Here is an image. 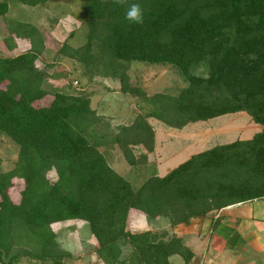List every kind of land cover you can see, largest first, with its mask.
I'll return each mask as SVG.
<instances>
[{
	"label": "trees",
	"instance_id": "16d2710c",
	"mask_svg": "<svg viewBox=\"0 0 264 264\" xmlns=\"http://www.w3.org/2000/svg\"><path fill=\"white\" fill-rule=\"evenodd\" d=\"M11 1L36 7L49 0H0V17L7 16ZM82 2L86 43L73 48L65 41L60 54L75 58L91 76L103 73L118 79L122 93L152 106L110 139L131 167L146 164L148 153L155 150L148 119L182 129L247 112L264 126V0ZM134 3L142 9L143 23L125 18ZM39 61L34 44L17 55H0V133L19 146L16 166L0 174V264H18L23 256L62 264L63 257L52 254L58 242L51 227L70 220L89 225L97 253L110 264L120 258L122 241L133 248L130 264H171L174 256L189 263L191 250L167 228L132 230L129 226L138 216L131 217L133 210L149 222L165 218L174 226L264 198V130L250 140L194 154L162 177L151 168L135 187L109 165L102 151L109 138L96 132L102 116L93 109L91 95L44 88L47 72L38 68ZM133 61L171 65L186 86L178 95L146 96L121 69V62ZM49 95L53 100L43 105ZM140 146L147 152L138 157L133 147ZM51 172L55 178L49 177ZM15 178L24 182L17 201L9 194ZM15 236L17 244L38 239L40 253L11 254Z\"/></svg>",
	"mask_w": 264,
	"mask_h": 264
},
{
	"label": "rangeland",
	"instance_id": "374dc122",
	"mask_svg": "<svg viewBox=\"0 0 264 264\" xmlns=\"http://www.w3.org/2000/svg\"><path fill=\"white\" fill-rule=\"evenodd\" d=\"M82 4V0H49L44 5L31 7L11 1L7 16L0 17V55H17L31 49L34 44L40 53L38 68L47 72L44 88L52 92L91 95L93 109L102 116L101 121L96 125V132L105 134L109 138L102 151L109 165L131 181L135 187L150 175L151 168L155 169V161L159 174L163 176L168 172V168L171 170L180 165L191 154L228 144L239 138L249 139L253 135L252 128L260 127L251 121V116L247 112L190 123L182 130L168 127L155 119H148L153 129H156V151L151 154V160L148 153L146 164L140 161L138 167H131L121 148L110 139L121 126L132 124L137 115H145L152 106L143 98L122 93L118 79L104 76L103 73H95L91 76L84 65L75 58L60 54L59 50L65 41L73 48H79L86 43L88 27L83 21ZM13 22H23L27 26L17 28L14 26L16 23ZM27 33L34 35L31 37ZM72 33L73 35L70 36ZM121 69L130 76L131 85L139 87L149 97L158 93L178 95L186 86L180 72L171 65L133 61L121 62ZM99 70L103 71V68L100 67ZM52 100L53 96L49 95L42 104L48 105ZM202 135L203 140L199 141L198 137ZM133 149L138 157L147 152L142 146ZM18 154V144L6 134L0 133V174L16 166ZM49 177L55 178V173H49ZM13 182L9 194L17 201L20 199L24 182L17 178ZM134 215L138 216L133 218V223L129 226L132 230L154 231V226L144 214L133 210L131 217ZM51 229L57 234L58 242V247L51 249L52 254L62 256V264H110L97 253L98 243L86 222L64 221L53 224ZM163 231L164 228L157 232ZM14 234L16 235L15 231ZM19 240L15 236L14 243H19ZM17 243L14 244L11 254L40 253L41 243L38 239ZM120 247L122 252L115 264H130L133 248L125 241L120 243ZM31 262L53 264V261L44 263L32 260L28 256H23L18 264H31ZM170 262L184 264L183 259L178 256L171 257Z\"/></svg>",
	"mask_w": 264,
	"mask_h": 264
},
{
	"label": "crops",
	"instance_id": "0c3cea01",
	"mask_svg": "<svg viewBox=\"0 0 264 264\" xmlns=\"http://www.w3.org/2000/svg\"><path fill=\"white\" fill-rule=\"evenodd\" d=\"M252 129L253 135L249 139L237 140L252 139L264 130V126H254ZM154 131L155 150L149 153V160L156 151V129ZM201 137H198L199 141L203 140V135ZM197 153L191 154L186 160ZM156 163L154 173L162 177ZM171 170L168 168V172ZM149 223L154 226V231L167 228L171 235L183 238L193 255L189 263L184 264H264V198L231 205L210 212L206 217L194 218L189 223L171 226L165 218Z\"/></svg>",
	"mask_w": 264,
	"mask_h": 264
},
{
	"label": "clouds",
	"instance_id": "9594fccd",
	"mask_svg": "<svg viewBox=\"0 0 264 264\" xmlns=\"http://www.w3.org/2000/svg\"><path fill=\"white\" fill-rule=\"evenodd\" d=\"M117 3H124L125 0H116ZM128 21L134 23H143V12L139 4H131L125 14Z\"/></svg>",
	"mask_w": 264,
	"mask_h": 264
}]
</instances>
